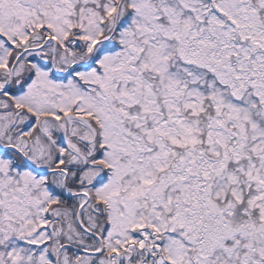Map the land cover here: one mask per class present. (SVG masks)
Listing matches in <instances>:
<instances>
[{"label": "snow or ice", "instance_id": "snow-or-ice-1", "mask_svg": "<svg viewBox=\"0 0 264 264\" xmlns=\"http://www.w3.org/2000/svg\"><path fill=\"white\" fill-rule=\"evenodd\" d=\"M0 264H264V0H0Z\"/></svg>", "mask_w": 264, "mask_h": 264}]
</instances>
